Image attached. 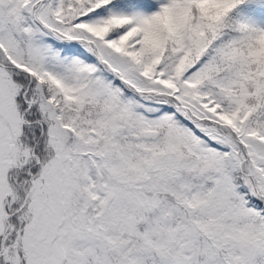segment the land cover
<instances>
[{
	"label": "trees",
	"instance_id": "1",
	"mask_svg": "<svg viewBox=\"0 0 264 264\" xmlns=\"http://www.w3.org/2000/svg\"><path fill=\"white\" fill-rule=\"evenodd\" d=\"M138 1L155 0H0V68L22 113L0 264H10L4 251L28 264L32 244L22 238L33 202L39 218H62L60 234L82 233L74 242L65 234L56 264H264L235 256L241 227L256 237L264 229V155L251 142L264 144V35L243 15L264 0H167L150 20L134 10ZM107 53L127 59L119 76ZM228 139L256 164L234 167L232 209L218 189ZM157 157L165 170L149 174ZM100 172L150 201L132 228L120 224L123 205L102 210Z\"/></svg>",
	"mask_w": 264,
	"mask_h": 264
},
{
	"label": "rangeland",
	"instance_id": "2",
	"mask_svg": "<svg viewBox=\"0 0 264 264\" xmlns=\"http://www.w3.org/2000/svg\"><path fill=\"white\" fill-rule=\"evenodd\" d=\"M166 1L167 0H155V2L138 1L134 6V10L142 17L146 18V20H150L152 14L162 5H165ZM203 1L204 0H196L199 4ZM243 15L248 16L253 21L254 27L257 29L258 33L264 35V9H259L251 13L244 12ZM107 58L112 61V64L110 65L114 69L116 75L119 76L116 68L124 66L127 63V59L124 56L117 55V53H107ZM97 83L99 100L100 98L105 97L107 110H110L112 107V94L103 80L99 79ZM14 90L16 91L14 82L9 79L7 72L0 68V230L2 226V218L5 217V215H2V195L9 188L8 180L10 175L8 170L11 164L13 165L15 163L14 160L18 155L17 136H19L20 122L22 121V113L13 98L15 94ZM51 133L53 132L51 131L49 134ZM251 142L254 145V149L256 151L259 150L260 154L264 155V144L259 143L255 139H252ZM225 143L229 146L231 153L228 157L221 158L224 161H222L219 166L222 179L218 183V189L220 191L221 199L224 201L225 205L228 209H232V207L237 205L233 200L234 190L231 183V173L233 172L234 167L238 165L240 168H243L246 172H248L250 170V166H256V164H253L252 162L249 166L247 158L242 156V152L240 150H237V152L234 150L235 142L228 139ZM236 147L239 148L237 145ZM146 168L149 174L157 173V169L159 172H164L165 163L157 157L154 161H152L151 165ZM101 170H104V168ZM109 170L113 172L111 168H109ZM30 176L33 177L32 175ZM98 178L99 180L105 179L102 183H99L97 187L98 192L103 193V201L100 202L102 210L106 211L108 208H116L120 205H123L125 209L129 210L127 214L123 215L120 222L121 225L132 228L133 223L136 221L135 215L138 210L142 207L146 208V210L150 209V201L143 196L141 190L133 183H125L122 177H118L116 175H114V179L109 178L108 176L103 175L102 172L99 173ZM133 180L146 185L150 184V181L146 178V176L135 175ZM245 181L248 183L247 178H245ZM118 182H121V184ZM32 188L33 187H30L29 190ZM89 194L91 195V193ZM107 194H111V198L109 200L106 198ZM96 199L98 201V198ZM82 214L73 215L76 218L73 221L74 224L78 223L84 226L85 219ZM245 214L246 213L243 210H239L237 215L243 216ZM29 217L31 219L27 224V228L25 229V233L22 238V244H32L31 249L27 248V244L23 249V253L26 256L25 261H27L28 264H56L58 258L63 253V250H58V247H63V244L61 245V243L66 241L63 239L65 234L69 236L71 242L75 241V237L82 235L81 231L73 226H71L70 231L60 234L59 224L63 222L61 220L62 218L52 219V216H47L46 213L39 218V215H37L35 211L34 202L30 205ZM241 228L242 229L237 234L238 240L236 245L240 250V254L234 251L235 256L238 257L237 260H243V256L245 257L247 255L251 256L250 258H264V229L259 230L260 235L259 237H256L251 233L243 235V227ZM184 234L191 237V228H188ZM37 235L39 236L37 237ZM36 237L38 239L41 237L39 239V249L35 246L34 241H37ZM84 240L85 242H88L86 237H83V241ZM226 244L231 247L232 241H228ZM3 255L7 257L6 260H8L10 264H16L18 262L17 254H11L10 252L4 251Z\"/></svg>",
	"mask_w": 264,
	"mask_h": 264
},
{
	"label": "water",
	"instance_id": "3",
	"mask_svg": "<svg viewBox=\"0 0 264 264\" xmlns=\"http://www.w3.org/2000/svg\"><path fill=\"white\" fill-rule=\"evenodd\" d=\"M107 198L110 199L111 198V195H107Z\"/></svg>",
	"mask_w": 264,
	"mask_h": 264
}]
</instances>
